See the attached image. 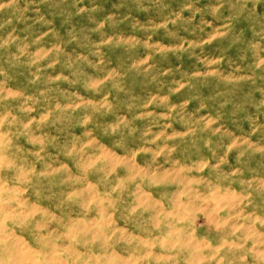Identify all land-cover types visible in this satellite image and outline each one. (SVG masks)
I'll use <instances>...</instances> for the list:
<instances>
[{
	"label": "clouds",
	"instance_id": "clouds-1",
	"mask_svg": "<svg viewBox=\"0 0 264 264\" xmlns=\"http://www.w3.org/2000/svg\"><path fill=\"white\" fill-rule=\"evenodd\" d=\"M198 3L52 0L87 22L0 36V264H264L261 0Z\"/></svg>",
	"mask_w": 264,
	"mask_h": 264
},
{
	"label": "rangeland",
	"instance_id": "rangeland-1",
	"mask_svg": "<svg viewBox=\"0 0 264 264\" xmlns=\"http://www.w3.org/2000/svg\"><path fill=\"white\" fill-rule=\"evenodd\" d=\"M98 3L103 4L105 11H114L112 8V3L116 0H97ZM207 3V0H199L198 7H204ZM173 9L179 10L183 6V0H171ZM90 0H83L81 8L90 7ZM251 7V5H249ZM190 12L185 11L184 16L188 17ZM257 16L264 20V0H261V3L257 5ZM7 19H11L12 23L10 26H7L5 29L0 30V36L7 37L9 33L12 32V28L16 29V35L23 37L24 30L26 27L31 25L34 29L40 30V32H47L49 29V22L55 25V30L64 33L65 28L69 27L71 24L83 25L86 21V14L82 17H77L74 20H71L69 24H65L63 19L56 14L54 11V6L52 0H17V5L14 12H4L0 13V22H3ZM199 20V15L197 16V21ZM195 23V22H194ZM125 27V26H121ZM187 35L186 33H183ZM155 39H161L162 42L168 43L169 41L163 37V33H160L159 36L154 37ZM43 43L46 47H51L54 41L51 36H45ZM14 50V49H13ZM33 56H40L41 48H33ZM105 51H107L105 49ZM103 54V53H102ZM111 55V54H109ZM146 58V55H145ZM11 77V78H9ZM0 82H3L5 89L12 93L14 91L19 92L26 88V81L21 77H13L11 73L8 76H0ZM40 87V86H37ZM29 94H31L35 89L27 88ZM102 147V146H101ZM209 221L212 222L211 217Z\"/></svg>",
	"mask_w": 264,
	"mask_h": 264
}]
</instances>
